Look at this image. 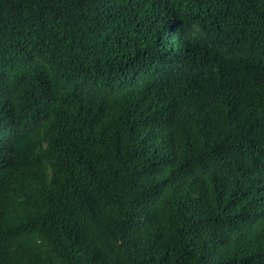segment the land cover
Listing matches in <instances>:
<instances>
[{
	"label": "trees",
	"instance_id": "obj_1",
	"mask_svg": "<svg viewBox=\"0 0 264 264\" xmlns=\"http://www.w3.org/2000/svg\"><path fill=\"white\" fill-rule=\"evenodd\" d=\"M0 264H264V0H0Z\"/></svg>",
	"mask_w": 264,
	"mask_h": 264
}]
</instances>
